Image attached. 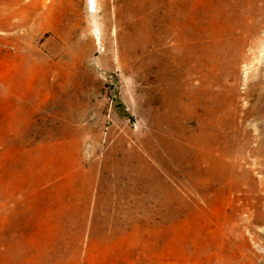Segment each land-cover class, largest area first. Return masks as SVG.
<instances>
[{"label": "rangeland", "instance_id": "rangeland-1", "mask_svg": "<svg viewBox=\"0 0 264 264\" xmlns=\"http://www.w3.org/2000/svg\"><path fill=\"white\" fill-rule=\"evenodd\" d=\"M88 2L0 0V264H264V0Z\"/></svg>", "mask_w": 264, "mask_h": 264}, {"label": "bare ground", "instance_id": "bare-ground-1", "mask_svg": "<svg viewBox=\"0 0 264 264\" xmlns=\"http://www.w3.org/2000/svg\"><path fill=\"white\" fill-rule=\"evenodd\" d=\"M88 8L91 11H95V0H88ZM176 67V66H175Z\"/></svg>", "mask_w": 264, "mask_h": 264}]
</instances>
